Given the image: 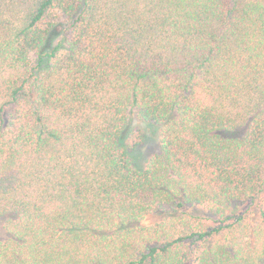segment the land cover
<instances>
[{"label":"trees","instance_id":"1","mask_svg":"<svg viewBox=\"0 0 264 264\" xmlns=\"http://www.w3.org/2000/svg\"><path fill=\"white\" fill-rule=\"evenodd\" d=\"M0 264H264V0H0Z\"/></svg>","mask_w":264,"mask_h":264},{"label":"rangeland","instance_id":"2","mask_svg":"<svg viewBox=\"0 0 264 264\" xmlns=\"http://www.w3.org/2000/svg\"><path fill=\"white\" fill-rule=\"evenodd\" d=\"M61 37H62V26L58 25L56 29L53 31L49 39V42L47 45L48 49L52 48ZM244 131H245V128L241 127V129L234 132V134H241V133H244ZM146 132H147L146 133L147 139L145 143L143 144L141 148L134 150L131 156L133 158L134 163L139 166H141L144 163L148 155H151L152 153L159 151V148H160L158 140L150 132V130L148 129L146 130Z\"/></svg>","mask_w":264,"mask_h":264}]
</instances>
